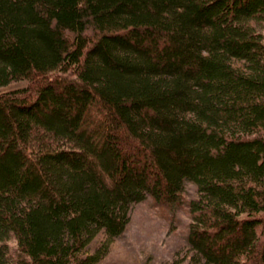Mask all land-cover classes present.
Wrapping results in <instances>:
<instances>
[{"label":"trees","instance_id":"trees-1","mask_svg":"<svg viewBox=\"0 0 264 264\" xmlns=\"http://www.w3.org/2000/svg\"><path fill=\"white\" fill-rule=\"evenodd\" d=\"M19 80L0 264H96L147 196L187 208L194 264H264V0H0V87Z\"/></svg>","mask_w":264,"mask_h":264},{"label":"rangeland","instance_id":"rangeland-1","mask_svg":"<svg viewBox=\"0 0 264 264\" xmlns=\"http://www.w3.org/2000/svg\"><path fill=\"white\" fill-rule=\"evenodd\" d=\"M26 84L27 80L14 81L1 86L0 92ZM98 115L92 111L88 118L98 121ZM182 193L185 201L195 197L194 184L186 182ZM189 222L185 206L168 209L147 196L131 204L125 229L107 243L103 257L96 264H194L190 261L193 251L186 242ZM104 241L105 236L100 232L88 242L85 250L91 253Z\"/></svg>","mask_w":264,"mask_h":264}]
</instances>
